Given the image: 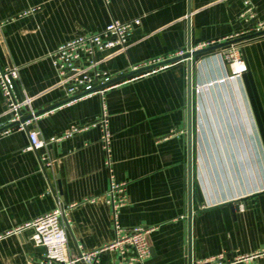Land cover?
<instances>
[{
	"label": "crops",
	"instance_id": "obj_1",
	"mask_svg": "<svg viewBox=\"0 0 264 264\" xmlns=\"http://www.w3.org/2000/svg\"><path fill=\"white\" fill-rule=\"evenodd\" d=\"M264 19V0H253ZM35 8L32 13H26ZM242 0H0V67L15 66V96L31 99L24 115L70 98L59 85L51 53L70 39L102 31L112 20L142 18L126 48L100 49L98 68L111 79L187 50L241 33ZM242 72L226 61L228 46L193 58V196L189 199L187 60L114 83L105 94L112 141L102 143L98 93L40 115L29 127L59 138L27 150L28 131L0 135V234L55 209H66L69 253L92 251L115 236L112 181L124 183L117 210L127 228L155 227L145 264H189L193 211L194 259L229 260L264 251V35L237 43ZM0 86V128L8 125ZM54 167L44 168L42 157ZM60 179L62 193L59 192ZM32 228L0 239V264H41ZM120 255H102L119 264ZM238 264H264V256Z\"/></svg>",
	"mask_w": 264,
	"mask_h": 264
},
{
	"label": "built area",
	"instance_id": "obj_2",
	"mask_svg": "<svg viewBox=\"0 0 264 264\" xmlns=\"http://www.w3.org/2000/svg\"><path fill=\"white\" fill-rule=\"evenodd\" d=\"M243 8L239 13V18L246 24V27L241 33L231 36L236 38L250 33L264 30V19L258 17L256 5L253 0H242ZM36 9L32 8L26 13H32ZM142 24V18L137 17L128 21L112 20L102 31L86 34L80 37L70 39L61 43L54 52L51 53L53 65L56 69L59 85L63 88L66 95L71 97L82 96L70 101H76L80 98L98 93L103 99V110L98 120V124L102 130V143L104 148L109 153L110 144L112 141V132L109 129V113L104 98L108 90L115 87V84H110L97 88L99 85H104L111 80V76L98 68V60L96 53L100 49L123 47L126 48L128 35ZM230 40V39H229ZM213 45V44H212ZM237 43L231 44L226 50V61L231 64L234 69L235 64L239 61ZM208 44H192L191 51L208 47ZM181 51L178 55L185 53ZM159 61H154L156 63ZM152 63V64H153ZM138 67H135L137 69ZM245 65L240 71L234 69V72H242L245 70ZM156 70L152 69V71ZM19 80V69L15 66L0 67V86L3 95L8 99L7 115L8 124L18 122L16 127L18 130L29 132L30 143L26 147L27 150H36L58 140H62L75 132L82 131L77 127L69 130L65 135L56 138L52 137L45 140L40 137L37 129L30 130L29 127L40 116H35L32 111L31 118L21 122L24 115V109L31 106V99L24 98L19 100L15 96ZM68 102V103H70ZM11 128H8L1 134L8 133ZM44 168L54 167L52 158L42 157ZM124 183H116L112 181L108 195L110 203L114 210L115 217V236L114 239L104 246L92 250L81 252V255L72 257L69 253V239L67 226L64 221L66 209L64 205L59 204L55 209L44 213L32 221L25 223L22 226L14 229H9L5 233L0 234V239L5 236L12 235L25 228H32L31 236L36 246L44 248L45 262L41 264H102V255L108 252H117L120 255L121 261L119 264H145V261L150 257L151 250L148 237L155 227H132L127 228L122 226L117 219V210L125 202L122 195ZM264 256V251H258L248 255H242L229 260L225 253H219L206 259H194L192 256V264H238L240 262L251 261Z\"/></svg>",
	"mask_w": 264,
	"mask_h": 264
},
{
	"label": "water",
	"instance_id": "obj_3",
	"mask_svg": "<svg viewBox=\"0 0 264 264\" xmlns=\"http://www.w3.org/2000/svg\"><path fill=\"white\" fill-rule=\"evenodd\" d=\"M188 27V41H187V51L181 55H177L175 57H171L169 59H165L144 67H140L137 69H134L130 72H127L123 75H120L118 77H115L113 79H111L109 82L105 83L104 85H99L97 88H101L103 86H107L110 84H114L118 81H121L123 79L132 77L134 75L140 74V73H144L146 71H150L152 69L158 68V67H162L180 60H187V115H188V134H189V169H188V185H189V199L190 201H192V196H193V129H192V117H193V107H192V71H193V58H196L198 55H201L203 53H207L213 50H217L226 46H229L231 44H235V43H239L245 40H249V39H253L256 37H260L264 35V30L258 31V32H254V33H250L247 35H243L240 37H236L224 42H220V43H216L213 45H210L208 47L202 48V49H197L194 51H191L192 49V44H193V39L191 38V27L188 23L187 25ZM84 93H82L81 95H77L71 98H68L67 100H64L58 104L52 105L50 107H47L41 111L35 112V116L38 115H42L45 112H48L60 105H63L65 103H68L80 96H82ZM32 115H23L21 118V122L25 121L28 118H31ZM18 122L15 123H10L8 125H5L3 127L0 128V132L14 127L15 125H17ZM59 179V177H58ZM58 186H59V192L60 194L62 193V188H61V182L60 179L58 181ZM188 251H189V264H192V256H193V211L190 210L189 211V219H188ZM148 241H149V237H148ZM150 245V243H149ZM79 255H81V251L78 252Z\"/></svg>",
	"mask_w": 264,
	"mask_h": 264
},
{
	"label": "bare ground",
	"instance_id": "obj_4",
	"mask_svg": "<svg viewBox=\"0 0 264 264\" xmlns=\"http://www.w3.org/2000/svg\"><path fill=\"white\" fill-rule=\"evenodd\" d=\"M239 62V61H238ZM238 62L235 64L236 66H235V68H240L241 66L240 65H237L238 64ZM241 65H242V63H240Z\"/></svg>",
	"mask_w": 264,
	"mask_h": 264
},
{
	"label": "rangeland",
	"instance_id": "obj_5",
	"mask_svg": "<svg viewBox=\"0 0 264 264\" xmlns=\"http://www.w3.org/2000/svg\"><path fill=\"white\" fill-rule=\"evenodd\" d=\"M243 64V63H242ZM237 65H241L239 62H238V64Z\"/></svg>",
	"mask_w": 264,
	"mask_h": 264
}]
</instances>
